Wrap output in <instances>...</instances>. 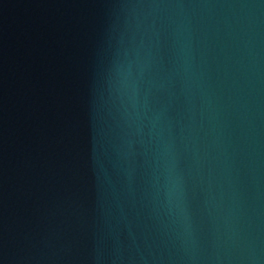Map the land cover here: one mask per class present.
Wrapping results in <instances>:
<instances>
[{"label": "water", "instance_id": "95a60500", "mask_svg": "<svg viewBox=\"0 0 264 264\" xmlns=\"http://www.w3.org/2000/svg\"><path fill=\"white\" fill-rule=\"evenodd\" d=\"M0 264H264V0H0Z\"/></svg>", "mask_w": 264, "mask_h": 264}]
</instances>
